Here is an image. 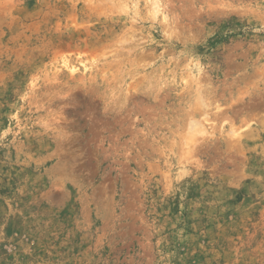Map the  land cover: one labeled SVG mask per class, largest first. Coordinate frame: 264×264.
I'll return each instance as SVG.
<instances>
[{"label":"rangeland","instance_id":"obj_1","mask_svg":"<svg viewBox=\"0 0 264 264\" xmlns=\"http://www.w3.org/2000/svg\"><path fill=\"white\" fill-rule=\"evenodd\" d=\"M0 264H264V0H0Z\"/></svg>","mask_w":264,"mask_h":264},{"label":"bare ground","instance_id":"obj_2","mask_svg":"<svg viewBox=\"0 0 264 264\" xmlns=\"http://www.w3.org/2000/svg\"><path fill=\"white\" fill-rule=\"evenodd\" d=\"M197 131L202 132V131H203V127H202V126H201V127H198V128H197Z\"/></svg>","mask_w":264,"mask_h":264}]
</instances>
